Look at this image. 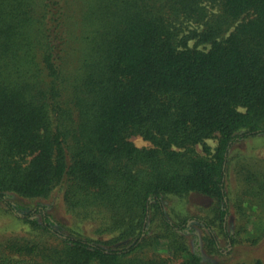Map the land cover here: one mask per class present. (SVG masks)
I'll return each mask as SVG.
<instances>
[{
    "label": "trees",
    "instance_id": "trees-1",
    "mask_svg": "<svg viewBox=\"0 0 264 264\" xmlns=\"http://www.w3.org/2000/svg\"><path fill=\"white\" fill-rule=\"evenodd\" d=\"M252 138L264 0H0V264H264L227 227L231 166L264 206Z\"/></svg>",
    "mask_w": 264,
    "mask_h": 264
},
{
    "label": "rangeland",
    "instance_id": "rangeland-1",
    "mask_svg": "<svg viewBox=\"0 0 264 264\" xmlns=\"http://www.w3.org/2000/svg\"><path fill=\"white\" fill-rule=\"evenodd\" d=\"M132 142L137 146H148V141L142 139L140 136L132 135L131 138ZM262 139H249V141H243L237 144L236 149L239 154H245L248 152V150H261L264 154V149H262ZM206 146L210 149V151H213L216 145V140L213 138H209L205 141ZM205 146V148H206ZM196 151L199 153H206L203 151V145H198L195 147ZM254 148V149H253ZM235 149V150H236ZM262 156L264 157V155ZM263 160V159H262ZM244 184L242 178H240L236 171L234 170L233 166L229 168L228 176H227V189L228 194H230L231 201H230V208H229V215H228V230L230 233L238 232V242L235 246H237V255L241 258L246 257H259L264 259V237L260 238L258 240V243L256 244H248L244 241V239L247 236V232L253 231L255 227H258L260 224L258 220L254 219V211L259 213L261 212L264 216V206L257 204L253 207L248 206V203L245 202L244 197L242 198L241 193L243 192ZM236 197L235 201L237 199H240L239 201L234 202V198ZM241 202V208L242 211L239 213L236 209L238 208V203ZM237 211V212H236ZM253 212V213H252ZM249 213L248 216L245 214ZM193 225V231L189 234V239L193 240L195 237L200 236L203 233V229L196 223L191 222ZM216 228V226H215ZM247 230V232H244V230ZM195 236V237H192ZM220 239V250L225 254L228 251L227 243L224 239L219 237ZM161 252H163L161 250ZM226 255V254H225Z\"/></svg>",
    "mask_w": 264,
    "mask_h": 264
}]
</instances>
